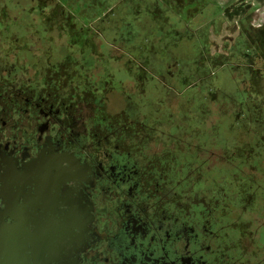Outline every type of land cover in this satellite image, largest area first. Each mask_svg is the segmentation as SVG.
Wrapping results in <instances>:
<instances>
[{"label":"flooded vegetation","instance_id":"flooded-vegetation-1","mask_svg":"<svg viewBox=\"0 0 264 264\" xmlns=\"http://www.w3.org/2000/svg\"><path fill=\"white\" fill-rule=\"evenodd\" d=\"M123 1L0 0V264H264V12Z\"/></svg>","mask_w":264,"mask_h":264},{"label":"rangeland","instance_id":"rangeland-1","mask_svg":"<svg viewBox=\"0 0 264 264\" xmlns=\"http://www.w3.org/2000/svg\"><path fill=\"white\" fill-rule=\"evenodd\" d=\"M59 1L64 6L68 5L70 8L74 6L77 9H83L88 5H92L94 7L97 6L102 7L116 3V0H59ZM246 1L247 0H163V2L166 4L167 7L169 6L172 10H174V14H177L178 18L181 16L184 19H189V18L194 19L195 15L199 13L198 11H204V14L206 15L204 17H206V20L211 19L213 16H221L222 26L220 27V31H221L220 35L217 37L212 34L210 35L208 41L212 42L213 46L217 45L219 49L226 47L225 48L226 51L231 43L226 45L225 41L231 38L232 39L234 38L235 40L237 35V32H231L232 27L236 26V28L240 29L242 24L246 25V23L242 20V17L247 14L250 15L251 11L253 13L255 11L263 13L264 0H258L257 2L253 3V5L251 4V8L249 7L247 11H246V5L248 6L250 2H246ZM238 2L242 3L241 7L244 6L245 12H243L242 9L241 12L238 13L237 9L236 10H234V8L232 9V7H234L233 5L238 4ZM99 11L101 10L99 9ZM99 13H97V15ZM204 17L199 18V20H203Z\"/></svg>","mask_w":264,"mask_h":264},{"label":"trees","instance_id":"trees-1","mask_svg":"<svg viewBox=\"0 0 264 264\" xmlns=\"http://www.w3.org/2000/svg\"><path fill=\"white\" fill-rule=\"evenodd\" d=\"M147 1H149V0H147ZM15 4H19V3L18 2H15ZM131 4H132V1L131 0H124L123 2H121L119 4V9H116L115 11L120 15V11H121L120 8H121V6L122 7H128V6H131ZM247 108L246 107H243V110L247 111Z\"/></svg>","mask_w":264,"mask_h":264},{"label":"crops","instance_id":"crops-1","mask_svg":"<svg viewBox=\"0 0 264 264\" xmlns=\"http://www.w3.org/2000/svg\"><path fill=\"white\" fill-rule=\"evenodd\" d=\"M246 2H249L248 0L246 1ZM226 4H229V3H226ZM235 5H237V4H234L233 6H235ZM231 6V5H230ZM232 7V6H231ZM234 7H232V9H233ZM263 12H264V10H263ZM263 16H264V14H263Z\"/></svg>","mask_w":264,"mask_h":264}]
</instances>
